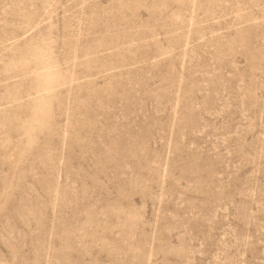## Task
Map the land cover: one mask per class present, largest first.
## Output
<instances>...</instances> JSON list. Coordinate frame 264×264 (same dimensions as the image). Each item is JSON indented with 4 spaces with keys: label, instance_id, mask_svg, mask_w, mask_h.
I'll list each match as a JSON object with an SVG mask.
<instances>
[{
    "label": "rangeland",
    "instance_id": "rangeland-1",
    "mask_svg": "<svg viewBox=\"0 0 264 264\" xmlns=\"http://www.w3.org/2000/svg\"><path fill=\"white\" fill-rule=\"evenodd\" d=\"M0 264H264V0H0Z\"/></svg>",
    "mask_w": 264,
    "mask_h": 264
}]
</instances>
